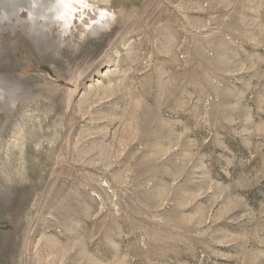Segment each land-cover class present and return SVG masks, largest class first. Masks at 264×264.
I'll list each match as a JSON object with an SVG mask.
<instances>
[{
  "label": "rangeland",
  "instance_id": "rangeland-1",
  "mask_svg": "<svg viewBox=\"0 0 264 264\" xmlns=\"http://www.w3.org/2000/svg\"><path fill=\"white\" fill-rule=\"evenodd\" d=\"M44 4L0 0V264H264V0Z\"/></svg>",
  "mask_w": 264,
  "mask_h": 264
},
{
  "label": "bare ground",
  "instance_id": "bare-ground-1",
  "mask_svg": "<svg viewBox=\"0 0 264 264\" xmlns=\"http://www.w3.org/2000/svg\"><path fill=\"white\" fill-rule=\"evenodd\" d=\"M46 1H47V4H44V5H47V7L44 8L45 10L41 13V15L49 17V15H50V14H48L49 11L54 10L55 13L57 14L58 18L65 19V21H68L69 24L72 22V18L71 17H72V15L74 13V7H77L74 4L75 0H32V5L28 6V11L30 13L34 14L35 13L34 6L36 7L38 4H42L44 2L46 3ZM48 4H49V6H48ZM102 16H103V18H106V16H108V14L104 13ZM108 18L109 17H107V19Z\"/></svg>",
  "mask_w": 264,
  "mask_h": 264
}]
</instances>
